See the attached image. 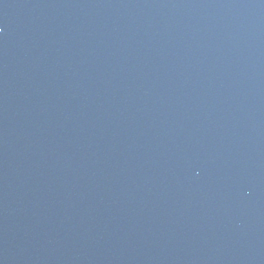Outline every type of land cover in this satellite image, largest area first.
Wrapping results in <instances>:
<instances>
[{"label":"water","instance_id":"95a60500","mask_svg":"<svg viewBox=\"0 0 264 264\" xmlns=\"http://www.w3.org/2000/svg\"><path fill=\"white\" fill-rule=\"evenodd\" d=\"M0 264H264V0H0Z\"/></svg>","mask_w":264,"mask_h":264}]
</instances>
